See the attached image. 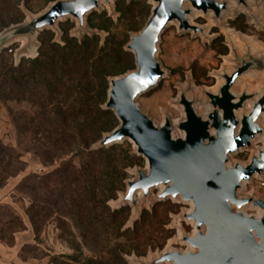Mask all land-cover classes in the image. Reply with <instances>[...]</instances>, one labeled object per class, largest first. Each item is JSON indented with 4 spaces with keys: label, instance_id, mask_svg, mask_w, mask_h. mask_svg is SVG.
I'll return each mask as SVG.
<instances>
[{
    "label": "rangeland",
    "instance_id": "1",
    "mask_svg": "<svg viewBox=\"0 0 264 264\" xmlns=\"http://www.w3.org/2000/svg\"><path fill=\"white\" fill-rule=\"evenodd\" d=\"M53 1L0 0V32ZM152 7L151 0L102 2L87 15L82 34L67 18L57 32L40 31L34 49L26 51V42L17 40L1 50L0 140L25 165L0 188V264H139L170 247L185 249L176 239L180 228L192 231L181 219L189 204L145 201L137 216L129 204L116 206L134 169L145 166L133 144L125 140L90 150L119 124L103 109L108 79L135 69L125 46L145 26ZM252 13L233 10L222 22L195 14L191 22L204 29L196 35L168 26L158 53L167 75L138 98L141 109L157 123L165 113L182 119L174 105L182 87L204 100L203 91L215 90L220 74L231 68L233 48L242 52L251 44L263 53L264 3ZM263 84L264 74L248 76L238 90ZM261 146L258 141L233 160L246 163ZM252 190L264 193V177L247 183L244 194Z\"/></svg>",
    "mask_w": 264,
    "mask_h": 264
},
{
    "label": "water",
    "instance_id": "2",
    "mask_svg": "<svg viewBox=\"0 0 264 264\" xmlns=\"http://www.w3.org/2000/svg\"><path fill=\"white\" fill-rule=\"evenodd\" d=\"M112 0H54L38 14L0 32V52L17 40L25 50L34 49L40 31H58V22L76 21V32H86V17ZM145 26L131 35L125 50L134 55L135 69L110 77L104 110L112 111L119 124L103 135L90 150L130 141L145 166L134 169L126 191L116 206L129 204L137 216L145 201L172 199L189 204L181 219L192 231L180 228L176 242L185 249H164L139 264H264V193L244 194L247 183L264 177V84L257 90H238L248 76L264 74V52L251 44L242 52L232 49V66L220 74L215 90L205 89V99L189 96L182 87L174 105L182 119L175 124L168 114L155 122L138 98L158 86L167 75L158 59L161 35L171 24L180 32L203 33L191 22L195 14L211 15L222 22L241 8L253 17L252 8L264 0H151ZM258 147L248 162L233 156ZM157 190L155 196L153 191ZM247 210V211H246ZM250 211V212H249ZM257 212L259 213L257 215Z\"/></svg>",
    "mask_w": 264,
    "mask_h": 264
},
{
    "label": "trees",
    "instance_id": "3",
    "mask_svg": "<svg viewBox=\"0 0 264 264\" xmlns=\"http://www.w3.org/2000/svg\"><path fill=\"white\" fill-rule=\"evenodd\" d=\"M81 59H85L84 57ZM83 78H86V59L83 60ZM29 75V74H28ZM29 79V76H26ZM11 81L15 82V79L11 76ZM2 83V80L0 84ZM23 89H26V86ZM1 90V86H0ZM2 95L0 91V96ZM25 163L21 159V154H19L13 147H9L2 143L0 140V188L5 185L7 180L23 170Z\"/></svg>",
    "mask_w": 264,
    "mask_h": 264
},
{
    "label": "bare ground",
    "instance_id": "4",
    "mask_svg": "<svg viewBox=\"0 0 264 264\" xmlns=\"http://www.w3.org/2000/svg\"><path fill=\"white\" fill-rule=\"evenodd\" d=\"M177 120H178V119H173V123L175 124V122H176ZM161 122H162V121H161ZM189 210H190V209H189ZM189 210H187V211H189ZM246 211H247V210H246ZM258 214H259V213L257 212V215H258ZM190 225L193 226L192 223H190Z\"/></svg>",
    "mask_w": 264,
    "mask_h": 264
}]
</instances>
